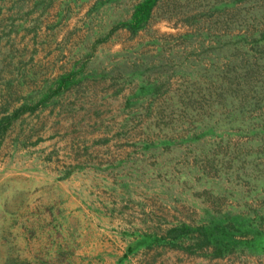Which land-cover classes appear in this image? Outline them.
Returning a JSON list of instances; mask_svg holds the SVG:
<instances>
[{"label":"rangeland","instance_id":"1","mask_svg":"<svg viewBox=\"0 0 264 264\" xmlns=\"http://www.w3.org/2000/svg\"><path fill=\"white\" fill-rule=\"evenodd\" d=\"M0 264H264V0H0Z\"/></svg>","mask_w":264,"mask_h":264},{"label":"trees","instance_id":"2","mask_svg":"<svg viewBox=\"0 0 264 264\" xmlns=\"http://www.w3.org/2000/svg\"><path fill=\"white\" fill-rule=\"evenodd\" d=\"M142 8H143L145 11H147V9H148L147 7H146V8H144V6H143Z\"/></svg>","mask_w":264,"mask_h":264}]
</instances>
